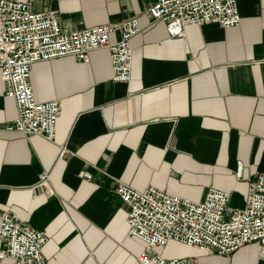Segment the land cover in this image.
Here are the masks:
<instances>
[{
    "label": "crops",
    "instance_id": "1",
    "mask_svg": "<svg viewBox=\"0 0 264 264\" xmlns=\"http://www.w3.org/2000/svg\"><path fill=\"white\" fill-rule=\"evenodd\" d=\"M153 2L33 0L35 12L56 11L69 31L133 17L142 27L127 83L112 80L107 49L90 53L89 63L63 57L31 67L36 100L62 105L53 140L6 130L17 107L0 78V214L47 235L49 264H140L145 244L128 237L119 182L193 201L215 188L242 208L249 181L264 174V0H237L236 27L208 23L183 34L148 18ZM201 262L264 259L249 244ZM0 264L13 261L0 256Z\"/></svg>",
    "mask_w": 264,
    "mask_h": 264
},
{
    "label": "built area",
    "instance_id": "2",
    "mask_svg": "<svg viewBox=\"0 0 264 264\" xmlns=\"http://www.w3.org/2000/svg\"><path fill=\"white\" fill-rule=\"evenodd\" d=\"M146 15L165 23L173 34H183L188 26L216 23L230 29L241 23L237 0H154ZM141 31L136 17L69 31L56 11L35 12L33 0H0V78L5 95L17 107V116L6 130L48 140L56 136L62 105L36 100L30 84L35 63L63 57L89 63L90 53L107 49L112 80L127 83L132 79V40ZM113 33L119 34L115 42L111 41ZM47 180L48 173L41 175L37 187ZM116 193L127 206L128 237L145 244L137 257L140 264H202L198 257L166 258L163 251L171 242L225 257L256 244L264 259V174L249 181L242 208H233L231 194L215 188L202 201L154 187L139 191L123 182L118 183ZM48 240L43 231L17 215L0 214V256L13 264H49L44 256Z\"/></svg>",
    "mask_w": 264,
    "mask_h": 264
},
{
    "label": "rangeland",
    "instance_id": "3",
    "mask_svg": "<svg viewBox=\"0 0 264 264\" xmlns=\"http://www.w3.org/2000/svg\"><path fill=\"white\" fill-rule=\"evenodd\" d=\"M164 256L168 259L171 258H183V257H201L205 256L203 252L195 250L193 248L186 247L182 244L171 242L166 249L163 251Z\"/></svg>",
    "mask_w": 264,
    "mask_h": 264
}]
</instances>
